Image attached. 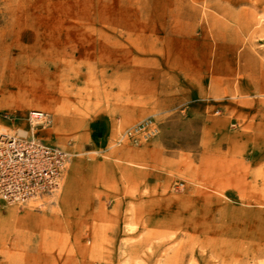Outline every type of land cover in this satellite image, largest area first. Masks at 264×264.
<instances>
[{
	"label": "rangeland",
	"instance_id": "obj_1",
	"mask_svg": "<svg viewBox=\"0 0 264 264\" xmlns=\"http://www.w3.org/2000/svg\"><path fill=\"white\" fill-rule=\"evenodd\" d=\"M32 109L67 161L0 264H264V0H0V136Z\"/></svg>",
	"mask_w": 264,
	"mask_h": 264
},
{
	"label": "built area",
	"instance_id": "obj_2",
	"mask_svg": "<svg viewBox=\"0 0 264 264\" xmlns=\"http://www.w3.org/2000/svg\"><path fill=\"white\" fill-rule=\"evenodd\" d=\"M29 133L0 136V203L16 204L55 191L67 153L34 137L46 112H28Z\"/></svg>",
	"mask_w": 264,
	"mask_h": 264
},
{
	"label": "crops",
	"instance_id": "obj_3",
	"mask_svg": "<svg viewBox=\"0 0 264 264\" xmlns=\"http://www.w3.org/2000/svg\"><path fill=\"white\" fill-rule=\"evenodd\" d=\"M104 124H105V122H103L102 118L101 117H97V119L94 122V126H93V128L95 129L94 132H95L96 135H98L102 131L101 129H103L105 127ZM109 127H111V126L109 125ZM25 131H27V130H25ZM18 230H19V228H18ZM5 234H6V232L0 234V240L4 241L6 239L5 238Z\"/></svg>",
	"mask_w": 264,
	"mask_h": 264
},
{
	"label": "bare ground",
	"instance_id": "obj_4",
	"mask_svg": "<svg viewBox=\"0 0 264 264\" xmlns=\"http://www.w3.org/2000/svg\"><path fill=\"white\" fill-rule=\"evenodd\" d=\"M29 133V129L27 131H25L24 129H19V134L25 135ZM59 187V186H58ZM22 203V202H21Z\"/></svg>",
	"mask_w": 264,
	"mask_h": 264
}]
</instances>
